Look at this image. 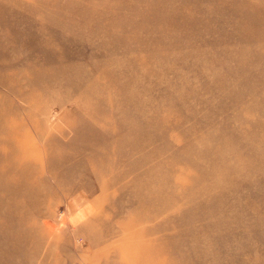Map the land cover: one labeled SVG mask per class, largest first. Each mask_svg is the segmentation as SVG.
<instances>
[{"label": "rangeland", "instance_id": "1", "mask_svg": "<svg viewBox=\"0 0 264 264\" xmlns=\"http://www.w3.org/2000/svg\"><path fill=\"white\" fill-rule=\"evenodd\" d=\"M0 264H264V0H0Z\"/></svg>", "mask_w": 264, "mask_h": 264}]
</instances>
